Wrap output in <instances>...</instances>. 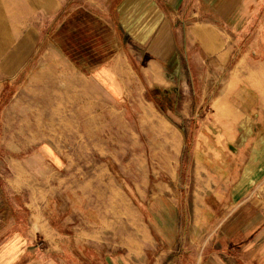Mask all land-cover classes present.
Returning <instances> with one entry per match:
<instances>
[{"label": "rangeland", "instance_id": "obj_1", "mask_svg": "<svg viewBox=\"0 0 264 264\" xmlns=\"http://www.w3.org/2000/svg\"><path fill=\"white\" fill-rule=\"evenodd\" d=\"M44 1L0 0V224L8 228L0 231V248L20 232L31 241L14 264L45 255L55 260L52 264H89L86 246L45 244L39 229L69 224L72 217V224L85 228L87 217L97 218L99 210L103 224H113L117 213L125 218L106 239L105 251L132 250L128 237L134 230L147 242L140 226H133L134 213L147 208L156 193L169 195V185L179 195L189 192L182 187L188 173L180 166L182 151L193 144L200 126H210L215 97L231 96L234 82L231 73L193 59L191 72L185 61L183 76L166 89L147 88L142 75L126 74L131 81L126 98L112 103L90 77L65 63L59 50L68 42L60 29L75 13L109 15L114 0H52L50 6ZM127 47L136 51L132 44ZM253 64L252 97L262 99L256 106L264 115V58H254ZM234 74L246 83L245 71ZM226 107L219 111L229 113ZM47 147L63 155L62 167L43 157ZM250 192L246 198L264 193V180ZM69 193L80 195L77 211ZM31 225L38 234L34 238L27 233ZM183 226L193 230L188 219ZM206 230L202 242L213 238L215 226ZM149 237L136 253L154 264L166 245L153 231Z\"/></svg>", "mask_w": 264, "mask_h": 264}, {"label": "crops", "instance_id": "obj_2", "mask_svg": "<svg viewBox=\"0 0 264 264\" xmlns=\"http://www.w3.org/2000/svg\"><path fill=\"white\" fill-rule=\"evenodd\" d=\"M261 8L264 0H114L109 15L75 13L60 29L61 39L68 40L59 50L61 59L104 89L112 103L126 98L131 87L126 74L139 73L147 88L166 89L183 76L185 61L191 72L193 59L208 61L214 71L231 73V96L215 97L210 126H200L193 144L180 156V166L188 169L182 187L189 192L185 189L179 195L169 185V195L156 193L147 208L134 213L133 226H140L147 242L153 231L166 245L154 264H165L166 257L168 264H264V193L246 198L264 180V115L256 106L262 99L252 97L255 85L250 78L255 72L253 59L264 58ZM131 44L136 51L127 47ZM243 71L246 83L232 76ZM225 105L229 113L219 111ZM41 154L54 167L63 166V155L54 149L43 148ZM69 196L77 211L80 195ZM97 212V218L87 217L85 228L72 224L74 217L69 224L41 227L43 242L59 248L65 242L86 246L89 264L151 263L136 253L147 242L137 239L135 230L128 237L132 250L105 251L106 239L120 230V219L125 218L117 213L113 224H103V213ZM34 215L31 212V218ZM185 219L193 232L184 228ZM212 226L213 238L202 242L206 228ZM0 231L8 228L2 230L0 224ZM27 233L32 238L38 235L32 225ZM30 241L14 233L0 248V264H14ZM25 259L23 264L55 262L47 255ZM56 259L62 263L60 256Z\"/></svg>", "mask_w": 264, "mask_h": 264}, {"label": "bare ground", "instance_id": "obj_3", "mask_svg": "<svg viewBox=\"0 0 264 264\" xmlns=\"http://www.w3.org/2000/svg\"><path fill=\"white\" fill-rule=\"evenodd\" d=\"M46 6H50V4L52 3V0H45L44 2H43ZM235 75V74H234ZM243 92V91H242ZM240 94V93H239ZM243 99V98H242ZM227 100H229L228 98H227ZM228 102V101H227ZM227 106V105H226ZM233 106V105H232ZM225 107V106H224ZM230 107V106H229ZM228 109V108H227ZM233 109V108H232ZM236 109H237V107H236ZM238 112V111H237ZM241 112V111H240ZM242 114H243V112H242ZM230 115V114H229ZM237 115H238V113H237ZM241 117V116H240Z\"/></svg>", "mask_w": 264, "mask_h": 264}]
</instances>
